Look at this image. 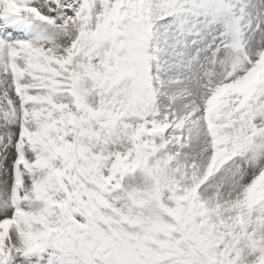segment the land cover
Here are the masks:
<instances>
[{
	"label": "snow or ice",
	"instance_id": "6c2138e0",
	"mask_svg": "<svg viewBox=\"0 0 264 264\" xmlns=\"http://www.w3.org/2000/svg\"><path fill=\"white\" fill-rule=\"evenodd\" d=\"M0 264H264V0H0Z\"/></svg>",
	"mask_w": 264,
	"mask_h": 264
}]
</instances>
